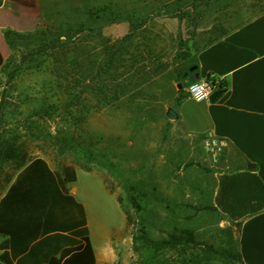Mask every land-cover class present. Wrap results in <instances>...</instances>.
<instances>
[{"label":"rangeland","instance_id":"1","mask_svg":"<svg viewBox=\"0 0 264 264\" xmlns=\"http://www.w3.org/2000/svg\"><path fill=\"white\" fill-rule=\"evenodd\" d=\"M11 2L35 25L5 29L9 44L3 34L0 195L44 157L77 170L95 243L124 227L113 264H144L133 239L141 228L154 240L181 238L156 252V264H240L237 228L211 205L208 156L167 117L206 26L232 0Z\"/></svg>","mask_w":264,"mask_h":264},{"label":"crops","instance_id":"2","mask_svg":"<svg viewBox=\"0 0 264 264\" xmlns=\"http://www.w3.org/2000/svg\"><path fill=\"white\" fill-rule=\"evenodd\" d=\"M214 18L206 26L207 41L194 53V69L183 79L188 84L213 75L224 89L195 101L186 96L187 85L177 83L173 123L199 144L209 131L226 140L218 159L207 157L211 205L223 222L237 228L241 264H264V0H232ZM34 25L29 13L17 12L11 0H0V67L6 56L3 31ZM76 179L75 168L56 169L44 157L17 171L0 195V264H46L84 245V236L92 264L117 261L124 227L108 240L97 234L101 242L95 243L86 208L76 198Z\"/></svg>","mask_w":264,"mask_h":264},{"label":"trees","instance_id":"3","mask_svg":"<svg viewBox=\"0 0 264 264\" xmlns=\"http://www.w3.org/2000/svg\"><path fill=\"white\" fill-rule=\"evenodd\" d=\"M11 33L12 32L9 30H5V32L3 33L5 40L8 44L10 43L9 36L11 35ZM185 75L187 74H183L182 76L185 77ZM223 87L224 85L221 82H219L218 89H217L218 92L223 91L224 89ZM130 200H131V204L133 205V207H135V209L139 211V206L136 201V197L134 193L130 194ZM143 229L144 228H141L139 230V232H141L142 234H135L133 239L134 241L141 240V243H143V247H145V250H144L145 254H143L144 264H156V252L165 247H169V246H172L180 242V239H181L179 236H171L170 239L166 241L154 240L150 238ZM183 233L190 234V233H187L186 231ZM83 239L85 241L84 245L79 244L74 249L67 250L65 254L61 255L60 258H55L53 256L52 258H50L49 262L46 264H92L93 263V253H92L91 245L86 236H84ZM236 257L241 264L240 255L238 253V250L236 251Z\"/></svg>","mask_w":264,"mask_h":264},{"label":"built area","instance_id":"4","mask_svg":"<svg viewBox=\"0 0 264 264\" xmlns=\"http://www.w3.org/2000/svg\"><path fill=\"white\" fill-rule=\"evenodd\" d=\"M224 88V87H223ZM218 89V81L213 75H209L203 79L191 80L186 86V96L195 101L196 95L199 94L201 99L199 101L207 100L213 91ZM201 145L206 155L215 161L223 153L227 142L225 139L216 136L212 132H206L202 139Z\"/></svg>","mask_w":264,"mask_h":264},{"label":"water","instance_id":"5","mask_svg":"<svg viewBox=\"0 0 264 264\" xmlns=\"http://www.w3.org/2000/svg\"><path fill=\"white\" fill-rule=\"evenodd\" d=\"M194 68L192 67L190 70H193ZM196 77L197 76H193L192 78L193 79H196ZM179 86H180V84H179ZM167 117L169 118V119H176L177 118V113L173 110V109H171V108H169L168 110H167Z\"/></svg>","mask_w":264,"mask_h":264},{"label":"clouds","instance_id":"6","mask_svg":"<svg viewBox=\"0 0 264 264\" xmlns=\"http://www.w3.org/2000/svg\"><path fill=\"white\" fill-rule=\"evenodd\" d=\"M196 99L199 101L201 99V96L199 94H197Z\"/></svg>","mask_w":264,"mask_h":264}]
</instances>
